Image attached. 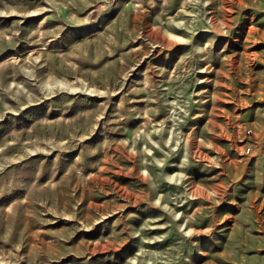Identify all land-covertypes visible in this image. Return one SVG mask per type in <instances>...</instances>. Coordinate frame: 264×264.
<instances>
[{
    "label": "rangeland",
    "instance_id": "rangeland-1",
    "mask_svg": "<svg viewBox=\"0 0 264 264\" xmlns=\"http://www.w3.org/2000/svg\"><path fill=\"white\" fill-rule=\"evenodd\" d=\"M0 264H264V0H0Z\"/></svg>",
    "mask_w": 264,
    "mask_h": 264
}]
</instances>
